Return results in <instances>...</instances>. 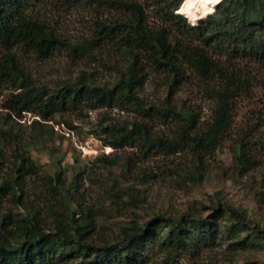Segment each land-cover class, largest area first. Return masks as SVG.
<instances>
[{
    "label": "rangeland",
    "instance_id": "obj_1",
    "mask_svg": "<svg viewBox=\"0 0 264 264\" xmlns=\"http://www.w3.org/2000/svg\"><path fill=\"white\" fill-rule=\"evenodd\" d=\"M118 1L140 4L150 29L165 26L160 5L154 0H47L37 8L41 20L60 40L82 46L74 50L60 46L45 58L15 50L30 84L53 91L83 79L90 85L111 87L122 77L130 59L116 37L105 35L114 23L131 18L117 6ZM137 57L142 78L137 94L146 107L154 108L148 115L129 105L82 107L57 114L40 126L33 124L38 119L34 114L23 113L21 118L7 115L2 104L12 90L0 87V128L15 135V144L4 141L6 145L0 136V183L8 181L11 186L0 198V217L15 221L35 213L49 224L75 208V218L87 212L91 215L92 241L100 244L154 214H191L197 218L212 215L216 208L231 207L245 215L249 233L264 235V65L234 62L247 89L234 98L232 119L215 149L197 162L187 150L176 154L148 152L139 142L113 148L104 146L96 136L100 126L141 123L153 136L175 138L180 117L172 113L164 117L158 110L192 112L200 129L210 122L216 106L210 90L214 84L207 85L190 72L176 84L153 67L143 53L138 52ZM64 122L75 127L73 136L59 131L62 125L66 128ZM50 124L59 130L53 131ZM242 139L248 142L253 159L244 176L237 173L233 163V150ZM22 158L26 160L24 166L28 162L35 167L27 171L24 167L18 179L16 168ZM13 192L22 196L21 203L14 200ZM232 242L219 233L213 242L193 252L155 249L146 264H264V243L243 247Z\"/></svg>",
    "mask_w": 264,
    "mask_h": 264
},
{
    "label": "trees",
    "instance_id": "obj_2",
    "mask_svg": "<svg viewBox=\"0 0 264 264\" xmlns=\"http://www.w3.org/2000/svg\"><path fill=\"white\" fill-rule=\"evenodd\" d=\"M154 1L160 5L165 24L156 30L147 26L140 4L117 2L131 18L124 23H114L105 35L110 39L116 37L124 45L130 62L126 73L111 87L90 85L81 79L47 91L30 84L14 51L25 50L45 58L60 46L74 50L82 44L74 47L60 40L41 20L37 8L47 0H0V53H3L0 87L12 90L2 104L7 115L21 118L23 113H31L38 117L33 124L40 126L44 125L42 122L52 121L57 114L82 107L129 105L148 115L154 108L146 107L137 94V88L142 84L137 62L139 52L176 84L182 81L186 72L207 85L214 84L210 90L216 106L210 122L200 129L192 112L156 110L164 117H168V113L180 117L181 126L175 138L153 136L141 123H132L130 127L100 126L96 136L104 146L113 148L139 142L148 152L159 150L176 154L187 150L201 162L215 149L227 130L234 98L248 86L235 71L234 62L246 60L264 65V0H222L213 13L196 24L178 13L184 0ZM115 29L118 32H114ZM64 123L66 128L74 130V126ZM50 128L54 131L53 125L50 124ZM0 136L4 145L6 141L15 144L12 132L0 128ZM1 150L2 147L0 154ZM233 158L237 173L244 176L253 164L246 140L236 144ZM24 161L22 158V164L16 168L18 179L22 178L24 167L26 171L35 167L28 162L24 166ZM10 187L8 181L0 183V198L10 192ZM13 197L21 203V195L13 192ZM70 209L68 216L59 215L49 224L35 213L15 221L0 217V264H146L155 249L165 253L193 252L201 245L213 242L219 233L235 241L231 245L259 247L264 243L263 234L249 233L245 215L228 207L216 208L212 215L197 218L191 214L179 217L154 214L143 223L123 228L117 238L95 244L91 215L87 212L81 215L82 218H75L78 211ZM240 233L244 235L240 236Z\"/></svg>",
    "mask_w": 264,
    "mask_h": 264
},
{
    "label": "bare ground",
    "instance_id": "obj_3",
    "mask_svg": "<svg viewBox=\"0 0 264 264\" xmlns=\"http://www.w3.org/2000/svg\"><path fill=\"white\" fill-rule=\"evenodd\" d=\"M221 1L222 0H184L178 13L181 12L188 21H194L195 23L192 24H196L211 12L213 13Z\"/></svg>",
    "mask_w": 264,
    "mask_h": 264
},
{
    "label": "built area",
    "instance_id": "obj_4",
    "mask_svg": "<svg viewBox=\"0 0 264 264\" xmlns=\"http://www.w3.org/2000/svg\"><path fill=\"white\" fill-rule=\"evenodd\" d=\"M63 126V125H62ZM61 126V128H60V130L58 129V127H55V126H53L54 127V130L55 131H60L61 132V134L62 135H64V136H66V137H69V136H71L72 135V133H73V130H69L68 128H65L64 126L62 127ZM73 136V135H72ZM86 148V147H85Z\"/></svg>",
    "mask_w": 264,
    "mask_h": 264
},
{
    "label": "water",
    "instance_id": "obj_5",
    "mask_svg": "<svg viewBox=\"0 0 264 264\" xmlns=\"http://www.w3.org/2000/svg\"><path fill=\"white\" fill-rule=\"evenodd\" d=\"M212 13V12H211ZM185 17V16H184ZM206 17V16H205Z\"/></svg>",
    "mask_w": 264,
    "mask_h": 264
}]
</instances>
